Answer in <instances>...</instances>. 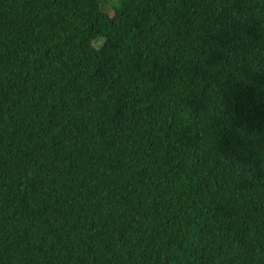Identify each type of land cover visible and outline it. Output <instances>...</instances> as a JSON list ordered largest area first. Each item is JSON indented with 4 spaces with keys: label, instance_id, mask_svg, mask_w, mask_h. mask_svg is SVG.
Segmentation results:
<instances>
[{
    "label": "trees",
    "instance_id": "16d2710c",
    "mask_svg": "<svg viewBox=\"0 0 264 264\" xmlns=\"http://www.w3.org/2000/svg\"><path fill=\"white\" fill-rule=\"evenodd\" d=\"M112 1L0 0V264H264V0Z\"/></svg>",
    "mask_w": 264,
    "mask_h": 264
},
{
    "label": "rangeland",
    "instance_id": "374dc122",
    "mask_svg": "<svg viewBox=\"0 0 264 264\" xmlns=\"http://www.w3.org/2000/svg\"><path fill=\"white\" fill-rule=\"evenodd\" d=\"M117 1H118V0H113V1H112V4H113V3H117ZM101 10H102L104 13H109V14H110V13L112 12V6H111L110 4H109V5H102V6H101ZM102 42H103L102 40L95 41V42H94V47H95V48H99V47L101 46Z\"/></svg>",
    "mask_w": 264,
    "mask_h": 264
}]
</instances>
